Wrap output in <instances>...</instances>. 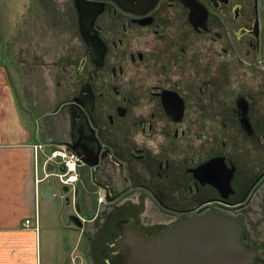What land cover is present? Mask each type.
Wrapping results in <instances>:
<instances>
[{
  "label": "flooded vegetation",
  "instance_id": "1",
  "mask_svg": "<svg viewBox=\"0 0 264 264\" xmlns=\"http://www.w3.org/2000/svg\"><path fill=\"white\" fill-rule=\"evenodd\" d=\"M263 2L69 0L81 48L68 60L71 94L51 113L66 127L44 126L50 143L33 147L32 179L39 191L53 185L55 219L89 240L93 264L107 262L124 228L151 240L215 215L241 222L250 264H264L244 215L264 193ZM137 133L166 139L154 153ZM55 150L72 156V170L39 162ZM95 206L103 220L92 217L87 233Z\"/></svg>",
  "mask_w": 264,
  "mask_h": 264
},
{
  "label": "rangeland",
  "instance_id": "2",
  "mask_svg": "<svg viewBox=\"0 0 264 264\" xmlns=\"http://www.w3.org/2000/svg\"><path fill=\"white\" fill-rule=\"evenodd\" d=\"M69 8V0H0V67L3 69L0 76L7 75L16 105H20L26 122L33 124L41 141L46 140L50 132L44 128L46 124L55 128L54 133L59 135L66 127V120H58L51 113L66 91L71 94L66 90L70 87L72 78L69 77L73 71L68 60H74L81 48L75 29H71ZM46 143L50 141L46 140ZM56 148H48V153ZM250 207L252 209L246 210L244 215L251 243L264 245V193ZM47 212L54 216L51 208ZM92 217L98 222L103 220L102 206H95L83 215L87 233L98 227L96 223L92 226ZM75 241L82 247V251L77 252L80 263L93 264L86 246H89V240L74 236ZM57 248L61 249L60 257L64 262L69 247L58 241Z\"/></svg>",
  "mask_w": 264,
  "mask_h": 264
},
{
  "label": "crops",
  "instance_id": "3",
  "mask_svg": "<svg viewBox=\"0 0 264 264\" xmlns=\"http://www.w3.org/2000/svg\"><path fill=\"white\" fill-rule=\"evenodd\" d=\"M3 76H0V264H74V257L82 247L76 244L77 240L74 242V232L69 226L48 214L51 204L39 200V184L36 186L32 179V149L44 142L33 124L26 122L7 75L5 79ZM36 219L37 230L33 224L24 225L26 220ZM58 241L69 247L64 262Z\"/></svg>",
  "mask_w": 264,
  "mask_h": 264
},
{
  "label": "water",
  "instance_id": "4",
  "mask_svg": "<svg viewBox=\"0 0 264 264\" xmlns=\"http://www.w3.org/2000/svg\"><path fill=\"white\" fill-rule=\"evenodd\" d=\"M59 172H65L62 165ZM52 187L44 181L39 196L58 207L60 197ZM243 232L241 222L220 215L179 222L151 240L130 226L113 236L119 240L110 246L111 257L105 264H250L256 252L244 245Z\"/></svg>",
  "mask_w": 264,
  "mask_h": 264
},
{
  "label": "clouds",
  "instance_id": "5",
  "mask_svg": "<svg viewBox=\"0 0 264 264\" xmlns=\"http://www.w3.org/2000/svg\"><path fill=\"white\" fill-rule=\"evenodd\" d=\"M134 139L138 144H143L156 153L159 152V145L164 143L166 138L162 134L156 135L155 138H152L144 135L143 133H137Z\"/></svg>",
  "mask_w": 264,
  "mask_h": 264
},
{
  "label": "built area",
  "instance_id": "6",
  "mask_svg": "<svg viewBox=\"0 0 264 264\" xmlns=\"http://www.w3.org/2000/svg\"><path fill=\"white\" fill-rule=\"evenodd\" d=\"M49 160H57L59 162H64V164L66 165L67 169L68 170H72L73 168V163H72V156L71 155H68V154H65L64 152L62 151H59V150H55L52 152L51 156H47L45 158V161H44V164H46L47 162H49ZM38 180H36L37 182ZM30 224V221L29 220H26L25 221V225H29ZM37 226V224H35V227Z\"/></svg>",
  "mask_w": 264,
  "mask_h": 264
}]
</instances>
